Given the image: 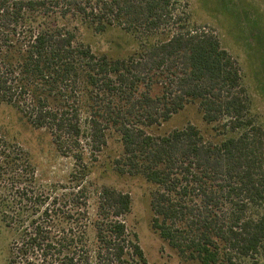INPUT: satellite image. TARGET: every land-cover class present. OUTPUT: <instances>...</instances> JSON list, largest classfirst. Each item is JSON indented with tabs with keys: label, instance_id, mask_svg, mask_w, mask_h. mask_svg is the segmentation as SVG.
<instances>
[{
	"label": "trees",
	"instance_id": "obj_1",
	"mask_svg": "<svg viewBox=\"0 0 264 264\" xmlns=\"http://www.w3.org/2000/svg\"><path fill=\"white\" fill-rule=\"evenodd\" d=\"M177 3L184 10L172 19ZM188 19L184 0H0V105L78 164L82 139L101 152L105 133H117L115 170L153 187L151 230L181 260L264 264V132L236 61ZM77 26L120 28L134 47L123 57L95 54ZM188 104L214 125L216 142L192 125L145 132ZM29 163L0 135V221L14 233L8 264H113L127 255L147 264L126 240L128 194L103 188L91 218L79 186L51 197Z\"/></svg>",
	"mask_w": 264,
	"mask_h": 264
},
{
	"label": "rangeland",
	"instance_id": "obj_2",
	"mask_svg": "<svg viewBox=\"0 0 264 264\" xmlns=\"http://www.w3.org/2000/svg\"><path fill=\"white\" fill-rule=\"evenodd\" d=\"M189 24L200 32L212 33L221 47L236 61L241 82L248 96L249 109L256 123L264 132V0H184ZM184 4L175 5L172 19L178 18ZM77 40L88 45L95 54L108 53L123 57L135 44L134 39L120 28L106 33H96L77 26ZM194 126L205 142L213 143L214 125H206L197 107L193 104L158 126L145 128V132L162 136L173 130ZM106 145L101 152H94L82 139L83 161L56 152L50 137L41 130H35L20 120L9 106L0 105V135L16 144L29 157L33 167L37 188L51 197L72 190L85 194L87 212L92 218L95 213L98 193L107 188L130 196L131 207L122 218L126 228V240L136 244L147 264H197L183 261L177 253L151 230L149 195L153 187L142 177L120 175L114 166V159L121 154V144L113 130L106 133ZM77 177L72 182V176ZM79 182V183H78ZM79 191V192H80ZM88 251L92 246V232H88ZM14 233L0 221V264H8V249ZM40 264V263H39ZM97 264H103L99 262ZM113 264H141L133 255H127L125 262Z\"/></svg>",
	"mask_w": 264,
	"mask_h": 264
}]
</instances>
